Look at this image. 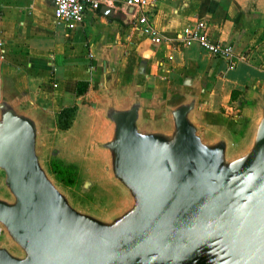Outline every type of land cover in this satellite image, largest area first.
<instances>
[{
	"label": "water",
	"instance_id": "obj_1",
	"mask_svg": "<svg viewBox=\"0 0 264 264\" xmlns=\"http://www.w3.org/2000/svg\"><path fill=\"white\" fill-rule=\"evenodd\" d=\"M145 67L143 57L120 91L102 59L98 94L77 100L94 112L93 128L65 156L51 147L85 190L97 186L88 174L106 179L98 187L114 200L99 212L62 187L73 185L46 159L48 115L0 72V264H264V92L238 139L205 125L206 77L185 73L183 91L155 113Z\"/></svg>",
	"mask_w": 264,
	"mask_h": 264
},
{
	"label": "crops",
	"instance_id": "obj_2",
	"mask_svg": "<svg viewBox=\"0 0 264 264\" xmlns=\"http://www.w3.org/2000/svg\"><path fill=\"white\" fill-rule=\"evenodd\" d=\"M100 8H88L83 22L69 29L55 20L53 0H0L1 75L13 79L32 108L48 115L51 136L61 133L55 144L64 156L96 122L89 106L77 100L98 94L102 59L125 91L145 57L144 87L155 113L183 91L185 73L194 80L206 77L205 125L244 138L256 113L250 100L264 92V0L248 10H243L244 0H155L150 18L160 42L133 26L130 6L114 10L121 18ZM196 21L204 22L212 40L230 43L232 54L214 56L196 43L179 41L182 28ZM78 80L88 81L79 95ZM72 104L76 109L70 126L59 129L58 112Z\"/></svg>",
	"mask_w": 264,
	"mask_h": 264
},
{
	"label": "built area",
	"instance_id": "obj_3",
	"mask_svg": "<svg viewBox=\"0 0 264 264\" xmlns=\"http://www.w3.org/2000/svg\"><path fill=\"white\" fill-rule=\"evenodd\" d=\"M53 14L57 22L69 29L76 28L83 22L88 8L99 9L102 5L110 6L115 11L132 7L130 18L133 26L153 42H160L161 35L150 18L155 7V0H53ZM184 45L198 44L214 56L229 57L233 52L230 43L212 40L206 33L203 21L185 25L176 36Z\"/></svg>",
	"mask_w": 264,
	"mask_h": 264
},
{
	"label": "rangeland",
	"instance_id": "obj_4",
	"mask_svg": "<svg viewBox=\"0 0 264 264\" xmlns=\"http://www.w3.org/2000/svg\"><path fill=\"white\" fill-rule=\"evenodd\" d=\"M52 135L53 137H51V140L48 142V146L46 148V159L49 160L53 157L51 153V147L54 146L56 141L60 140L61 133L54 132ZM87 177L91 178L92 181L97 184V186L91 187V189L88 191L85 190L83 185H81V182L74 184L73 187H68L62 184V187L74 194V198L77 204L82 208L96 209L99 212L100 210L105 209L107 206H110L112 204V201L114 200V194L106 190L107 188L102 189V187H100V189L98 187L100 183L105 186L106 179L98 172L88 174Z\"/></svg>",
	"mask_w": 264,
	"mask_h": 264
},
{
	"label": "trees",
	"instance_id": "obj_5",
	"mask_svg": "<svg viewBox=\"0 0 264 264\" xmlns=\"http://www.w3.org/2000/svg\"><path fill=\"white\" fill-rule=\"evenodd\" d=\"M88 87L87 80H78L76 85V93L82 94ZM76 105L64 106L57 114V125L59 129H66L70 126L74 117ZM50 165L56 176L67 185H74L77 181V169L73 164H68L60 159H51Z\"/></svg>",
	"mask_w": 264,
	"mask_h": 264
}]
</instances>
